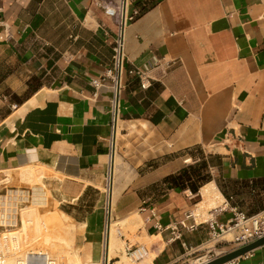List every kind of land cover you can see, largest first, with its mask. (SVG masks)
Here are the masks:
<instances>
[{"label": "crops", "instance_id": "1", "mask_svg": "<svg viewBox=\"0 0 264 264\" xmlns=\"http://www.w3.org/2000/svg\"><path fill=\"white\" fill-rule=\"evenodd\" d=\"M106 3L0 0V193L23 188L9 175L38 165L52 174L44 179L62 221L74 226L81 264L105 256L122 264L109 257L111 228L103 248L110 192L121 219L113 222L138 223L117 232L118 246L144 243L149 253L139 264H171L212 237V219L228 224L232 207L243 211V195L264 193V0H129L128 12L140 14L123 30L112 163L119 27ZM154 58L144 88L132 70ZM189 158L208 163L211 178L198 192L167 180ZM207 186L216 190L207 204L219 201L200 221ZM189 211L187 223L199 225L182 239L158 229ZM241 264H264V246Z\"/></svg>", "mask_w": 264, "mask_h": 264}, {"label": "built area", "instance_id": "2", "mask_svg": "<svg viewBox=\"0 0 264 264\" xmlns=\"http://www.w3.org/2000/svg\"><path fill=\"white\" fill-rule=\"evenodd\" d=\"M106 2H107L105 4L106 12L112 15L116 19L119 27L118 36L116 38L115 45L113 48L114 49V54H113L114 83L112 86L113 95L111 99L112 120H111V137H110V149L112 151L111 163H112L114 146H115L114 133L117 128L118 112H119L121 75L123 72L124 61H125L123 30L127 22L135 19L140 14V11L135 10L133 13H129L128 12L129 0H123L124 11L122 13L120 10V0H106ZM121 47H122V51H120ZM157 64H158V60L154 58L153 61H151L148 64H145L142 68H135L132 70L134 74L138 75L142 79V87L146 88L147 86V84L143 82L144 79L147 77L146 76L147 71L152 69L155 65L157 66ZM167 66H170V62L167 63ZM93 83L96 84L97 81L95 80L93 81ZM189 160H191V158H189ZM109 177H110V171H109L108 179ZM107 188H108V184H107ZM31 193H32L31 190L25 187L19 189L18 188L11 189L10 187L5 192L0 193V236L4 232L12 230L13 228L18 226L20 211L22 209L21 205L23 203H27L28 201H30ZM108 200H109V196H108ZM108 207L110 208L109 203H108ZM106 209H107V202H106ZM231 209L234 212V215L229 220L228 224H219L217 220L215 219L211 220L213 238L216 236H220L221 234H224L228 231H233L236 232L233 241L238 243L239 246H241L264 236V210H261L252 215H247L243 211L239 210L237 207H232ZM153 215L156 216L155 213H153ZM190 217H193L192 211L186 212L183 218L177 219L171 222L167 226H163L160 222H158L157 227L160 230H169L171 235L170 237L171 240H180L183 237L184 229L193 230L194 228H196L197 225H199L196 224V222L193 224H188L187 220ZM108 231H109V222L107 221V216H106L103 248H105V243L106 241H108L107 240ZM183 245H185L184 242ZM148 251L149 249L145 244H135L126 247L127 256L134 262L142 261L147 256ZM242 257L230 261L229 264H241ZM33 263L57 264V260L50 253H44L38 255V260ZM90 264H98V263H90ZM100 264H102V262H100Z\"/></svg>", "mask_w": 264, "mask_h": 264}, {"label": "rangeland", "instance_id": "3", "mask_svg": "<svg viewBox=\"0 0 264 264\" xmlns=\"http://www.w3.org/2000/svg\"><path fill=\"white\" fill-rule=\"evenodd\" d=\"M198 156H202L201 152H198ZM202 160H199L198 162H195L194 160H189L187 166L189 165H197L198 163H201ZM27 168H31V169H40V167L38 165H31V166H27L24 168H21L17 171H14L13 174L11 173L8 177V182L9 184H13L15 185V187H25V188H29L31 190V199L30 201H28L27 203H23L21 205V208L27 207V206H34L33 205V199L35 197V189L36 188H42L45 190V195H46V204L43 205H39L38 206V214L40 216V218H43L44 216L49 215L50 212H56L58 214V201L57 200H53L52 197V193L49 189V187L47 186L45 179L42 180H35L32 177L29 176H23L22 170H27ZM48 173V174H47ZM46 175L48 177H51V173L50 172H46ZM26 177V178H25ZM46 178V177H45ZM107 187V186H106ZM242 186L240 185H236V184H232L231 189H241ZM242 200L240 201V207H242V210L245 214L247 215H252L253 213H257L259 211H261L264 208V193H253V195H243L242 196ZM201 200V199H200ZM214 201L216 204V197L214 198ZM213 201V202H214ZM212 202L209 204H205V203H200L198 206V210L197 213L200 214V216H198V219L204 220L205 218L209 217L212 218L213 216H209V212H210V206L214 205ZM201 207V208H200ZM262 208V209H261ZM49 210V211H48ZM48 214H47V213ZM43 213V214H42ZM46 213V214H45ZM21 214V211H20ZM59 215V214H58ZM113 218L116 221H121L120 218H117L115 215V212L113 211ZM131 219H126L125 221H122L118 226L116 225V228L120 227L121 233L123 234H127L128 230H132L134 231L135 228H137L138 223L134 222ZM24 223L22 221L21 216H19V224L17 227L13 228L12 230H9L7 232H11L14 231L16 229L19 228H23ZM35 226V225H34ZM34 226H26L22 229L23 235L21 236L20 239V244H15L12 243V245L7 246L4 248V251L1 250L0 251V264H15V261L17 258H23L24 253L32 248V239L35 237L34 233H37L36 230L39 231V229L35 228ZM32 227V228H31ZM43 226L41 225L40 229L42 231ZM35 228V229H34ZM6 232H4L3 234H5ZM116 235L118 236L117 231H115ZM228 233V232H227ZM227 233L221 234L220 236H216V237H212L210 238L205 244H203L202 246H200L197 249L192 250L191 252H189L188 254H185L184 256L176 259V261L172 262L171 264H184L185 262L194 260V259H199V258H203L206 260H210L214 257L220 256L224 253H227L235 248H237L239 245L238 243L233 241V238L236 234V232H233V234L231 235H227ZM230 233V232H229ZM3 234L0 236L2 237ZM56 241L58 240V237L56 234H53ZM34 236V237H33ZM59 236V234H58ZM119 239V244H120V238L118 236ZM59 240L61 242H63L62 244H53V242H48L47 244H44V247L47 248V250L49 248L50 254L57 260V264H76L74 262L75 260V249L73 247V243H74V238H72L69 234H66L62 237L59 238ZM63 240V241H62ZM50 247H49V245ZM144 244V243H143ZM20 245V246H19ZM117 250V253H116ZM113 254L119 255L120 258H117L115 260H121L122 264H139V262H134L132 261L126 254V250H125V246L124 243L121 244V246H117L114 248ZM100 264V263H98ZM111 264L112 261H111Z\"/></svg>", "mask_w": 264, "mask_h": 264}, {"label": "bare ground", "instance_id": "4", "mask_svg": "<svg viewBox=\"0 0 264 264\" xmlns=\"http://www.w3.org/2000/svg\"><path fill=\"white\" fill-rule=\"evenodd\" d=\"M120 10H121V13L124 11L123 0H120ZM120 51H122V47L120 48ZM119 132H120V128H119V122H118L117 136L119 135ZM116 139H117V137H116ZM114 152H116L115 146H114ZM113 171H114V162H113L112 169H111L112 173L108 179V182H109L108 183V191H110V184H111V180H112V176H113L112 175ZM21 174L23 176L32 177L35 180H39V181L44 179L45 177H48L46 175V172L41 171V170L31 169V168L30 169L27 168V170H22ZM113 182H114V180H113ZM113 182H112V184H113ZM35 190H36L34 193L35 197L33 199V205L34 206H32V207L27 206V207L22 208L20 216H21L22 221L24 223L23 228L26 226H31V225L34 226L35 225L36 227L35 226L34 227L39 229V231L36 230L37 233H34L35 237L33 236L34 238L32 239V241H33L32 242V248L27 250L24 253L23 258H17L15 261V264H35L33 262H36L38 260V255H41L44 253H50L49 249H51V248H49L47 250L48 247L45 248L46 246L44 247V244H47L48 242H50V245H51V242H53L54 246H55V244H62L63 242H61L59 240L60 237L66 235V234H69L72 238H74V235H75L74 234V231H75L74 226L69 225V224L66 225L64 223L65 221L63 222L60 215H58L56 212H50V213L48 212L49 215L44 216L43 218H40V216L38 214L39 213L38 212V206L46 204V195H45V192L42 190V188H36ZM215 191L216 190H215L214 186L205 187L203 189V196H204L206 201L203 203L207 204V200L210 199L216 193ZM109 194L111 196L110 192H109ZM211 201H212V199H211ZM108 203H109L110 208L109 207L107 208V215L106 216H107V221L109 222V234H110V228H111V235H110L111 244H110V250H109L110 251L109 257H112L113 249L119 245V240H118L116 233H115V231L118 229L116 228V230H115L116 224L113 222L114 201L112 200V197H111V202H110V198H109ZM110 220H111V222H110ZM110 223H111V226H110ZM41 225L43 226L42 231L40 229ZM23 228H19V229H16L14 231L6 232L5 234H3V236L0 237V251L1 250L4 251L5 247H7V246L10 247V245H12V243H14V242H15V244L21 245L20 239H21V236L23 235V232H22ZM120 231L121 230H118L117 232H120ZM229 232L230 231H228V233L226 232L228 236L231 235V233H229ZM53 234L57 235V237H58L57 241H56ZM58 234H59V236H58ZM50 245H49V247H50ZM105 247L107 248V241L105 243ZM148 253H149V251H148ZM74 257H75L74 262L76 264H81L80 258L76 254V252H75ZM207 261L208 260H206V259L199 258V259H194V260L185 262L184 264H203V263H206ZM101 262H102V264H108V259H106V256L102 259ZM224 264H229V262L224 263Z\"/></svg>", "mask_w": 264, "mask_h": 264}, {"label": "trees", "instance_id": "5", "mask_svg": "<svg viewBox=\"0 0 264 264\" xmlns=\"http://www.w3.org/2000/svg\"><path fill=\"white\" fill-rule=\"evenodd\" d=\"M201 160L202 162L197 165L182 168L177 174L168 177L167 180L177 184L180 188H189L192 192H198L199 188L211 178L207 161Z\"/></svg>", "mask_w": 264, "mask_h": 264}, {"label": "water", "instance_id": "6", "mask_svg": "<svg viewBox=\"0 0 264 264\" xmlns=\"http://www.w3.org/2000/svg\"><path fill=\"white\" fill-rule=\"evenodd\" d=\"M112 169V166H111ZM111 170H110V175H111ZM110 202H111V196H110ZM109 239V231H108V237L107 240ZM264 246V236L257 238L247 244L241 245L227 253H224L210 261H207L206 263L203 264H224L227 262H230L236 258L242 257L256 249H258L259 247Z\"/></svg>", "mask_w": 264, "mask_h": 264}]
</instances>
